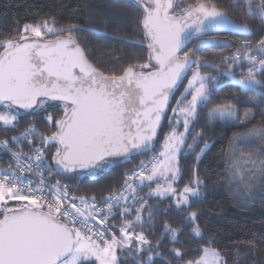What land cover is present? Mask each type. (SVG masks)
Wrapping results in <instances>:
<instances>
[{
  "label": "snow or ice",
  "instance_id": "6c2138e0",
  "mask_svg": "<svg viewBox=\"0 0 264 264\" xmlns=\"http://www.w3.org/2000/svg\"><path fill=\"white\" fill-rule=\"evenodd\" d=\"M182 2L131 0L143 13L140 23L150 40L147 45L149 63H129L119 75L106 74L88 59L74 34L84 29L76 24L57 27L55 18L45 19L25 24L16 36L0 39V106L6 109L0 112V122L15 126L19 115L18 112L12 114L15 108L33 111L52 108L53 113L45 120L55 128L51 135H43L29 126L20 136L11 137L18 148L26 141L33 154L24 153L22 149L13 152L16 167L9 165L0 169V264H94L92 258L98 264H119L118 249L130 250L134 257L140 253L136 264H155L153 257L159 253L153 249L159 247L160 241L154 245L143 230H135L136 225L142 228L145 223L151 225L154 219L147 201L138 197L137 192L143 190L146 182L163 179L166 186L157 183L149 195L171 196L178 209L190 208L189 198L199 197L202 181L198 177L181 190L173 185L181 171L178 155L186 143L189 126L197 116V108L210 102L208 81L218 80L217 76L199 71L201 66L215 65L190 55L183 48L197 34L207 35L209 29L224 25L242 34H252L247 21L237 23L214 0H197L186 7H181ZM243 4L244 13L259 16L264 21V0H243ZM49 36L55 39H46ZM214 43V40L201 41L197 47ZM229 59L232 64L223 74L232 75L234 67L241 66L240 61H247L249 67L240 73L236 83L243 91L264 96L261 91L264 80L258 78L264 76V36L254 45L250 40L243 41L231 57L224 58L225 62ZM194 64L196 70L177 100V106L172 108L174 117L168 118L170 125H179L181 121L175 116L183 117L184 131L178 132L173 126L165 136L160 155L151 157L148 162L142 161L137 171L126 172L120 190L101 197L98 202L94 195L69 196L68 185L60 181L48 183L43 173V169L49 167L44 162L45 151L53 145L56 151L52 159L57 169L65 173L78 169L96 173L112 163L114 157L128 159L132 153L151 150L169 99ZM189 94L191 99L185 104ZM61 106L63 116L56 119L54 112ZM208 116L210 120L225 123L235 121L240 126L250 123L247 118L236 119V109L231 103L216 105ZM34 135L41 136L42 147H35V142L28 139ZM202 136L203 132L197 133L188 148H194L196 139ZM250 136L264 139V127L247 129L234 136V140ZM8 144L7 139L0 140V146L11 152ZM227 170L246 194L257 174L264 178V157L254 159L252 154L238 153L233 148ZM25 173L37 175L39 183ZM147 186L151 188L150 183ZM11 202L21 203L9 206ZM130 204L139 205L134 218L123 219L119 226H110L111 218L116 215L113 209L120 206L118 214L126 217L133 212ZM145 209H148L147 220L142 215ZM197 217L196 211H190L184 220L192 224L196 236H202ZM97 220L104 226L102 230H95ZM112 227H118L119 236L111 231ZM163 229L164 234H170L171 242H180V229L167 222ZM211 243L210 240L209 246L203 248L204 256L187 264H226L219 252L210 247ZM133 244L137 246L132 248ZM172 252L177 258L183 255L179 248ZM209 254L211 261L207 258Z\"/></svg>",
  "mask_w": 264,
  "mask_h": 264
},
{
  "label": "trees",
  "instance_id": "16d2710c",
  "mask_svg": "<svg viewBox=\"0 0 264 264\" xmlns=\"http://www.w3.org/2000/svg\"><path fill=\"white\" fill-rule=\"evenodd\" d=\"M196 2L197 0H183L181 7ZM214 2L237 22L247 21L252 34L247 37L233 33L220 34L219 37L226 39L224 45L198 48L199 39L214 35L201 36L188 42L183 50L215 65L216 67L201 66L199 71L202 74L217 76L218 80L208 81L210 102L198 106L197 116L189 126L190 132L186 134V143L178 155V166L181 171L174 187L181 190L194 177H198L202 181L199 186V197L189 198L190 208L178 209L171 196L149 195L154 188L153 183L148 182L151 188L146 183L143 190L137 192V196L147 201L154 214L151 225L145 223L142 228L136 225L135 230L137 232L143 230L154 245L160 241L159 247L153 249L159 253L153 257L155 264H165L166 261L169 264H187L188 261H195L201 256L203 248L209 246L210 240L212 241L210 247L218 250L226 264H264V179L260 180L254 192L251 191L243 199L236 191L238 181L232 180L231 172L227 170L234 136L252 126L264 127V96L243 91L236 83L240 79V73L247 71L249 67L247 61H240L241 66L234 67L232 75L223 74L227 71L228 65L232 64L231 59L225 62L224 58L231 57L241 47V40L249 39L254 45L264 36V21L259 16L244 13L243 0H239V3L237 0H214ZM142 14L141 10L133 6L131 0H0V39L16 36L23 30L25 24H36L45 19L55 18L57 27L76 24L84 29L74 34L88 59L106 74L115 72L119 75L122 68L129 63H149L148 40L140 23ZM54 38L46 37V39ZM195 70L194 64L174 92L151 150L133 153L128 159L113 158L112 165L95 175L82 171L58 172L52 159L56 151V146L53 145L47 147L45 151L44 162L49 165L44 169L45 175L51 182L60 181L61 184L68 185L69 194L94 195L96 198L110 194L123 184L126 172L132 171L150 151L160 149L161 140L173 126L178 132L184 131L181 117L175 116V119L181 121L179 125L174 123L170 125L168 118L174 117L172 108L177 106L184 85ZM258 78L264 80V76ZM190 97V94L187 95L185 102ZM224 103H231L235 107L237 120L247 118L250 123L246 126H240L236 122L229 125H210L209 110ZM5 110L0 106V112ZM17 112L19 115L15 126H5L0 122V140L7 139L8 147L12 152L22 149L24 153L31 155L32 148L26 141H22L18 148L11 137L20 136L29 126H34L43 135H51L55 128L46 122L45 117L53 113V109L33 111L15 108L12 114ZM61 116H63L62 106L54 112L56 119ZM199 132H203V136L196 139L194 148H188L189 144H193V137ZM33 141L35 147L38 146L36 141ZM205 144H207L206 148ZM260 145L258 155L246 148L242 152L252 154L254 159L264 157V142H260ZM162 149L163 147L160 151ZM201 149L204 151L201 152ZM9 165L14 167L13 158L0 146V167H9ZM49 173H51L50 177ZM129 206L133 208V212L126 217L118 214L120 206L113 209L116 215L111 218L110 226H119L123 219L134 218L135 208L139 205ZM190 211L198 213L197 223L201 228L202 236H196L192 232V224L184 220ZM142 215L147 220L148 209H145ZM165 222L173 228L180 229L179 243L171 242L170 234H164ZM111 231L120 234L118 227H112ZM136 246L133 244L131 247ZM174 248L181 250L183 253L181 258L173 254ZM117 254L119 264H136V260L141 256L140 253H136L134 257L132 251L122 249H118ZM144 255L146 256V253Z\"/></svg>",
  "mask_w": 264,
  "mask_h": 264
},
{
  "label": "rangeland",
  "instance_id": "374dc122",
  "mask_svg": "<svg viewBox=\"0 0 264 264\" xmlns=\"http://www.w3.org/2000/svg\"><path fill=\"white\" fill-rule=\"evenodd\" d=\"M253 54H255V53H253ZM191 77H192V75H190L189 79H191ZM189 79H188V80H189ZM188 80L186 81V83H185V85H184L183 92L185 91V88H186L187 85H188ZM183 92H182V93H183ZM190 99H191V97H190L188 100H190ZM188 100H187V101H188ZM187 101H186V102L184 101V103L186 104ZM172 115H173V114H172ZM182 119H183V117H181V120H182ZM233 122H235V121H233ZM233 122H231V123H225V122L220 121L219 119H217V120H210V118H209V124L212 125V126H214V125H229V124H232ZM253 127H258V126H252V127H249L248 129H251V128H253ZM246 130H247V129H246ZM246 130H244L242 133H244ZM165 136H166V134H165ZM235 140H236V139H235ZM235 140L233 139V141H232V142H233V148H236V149L238 150V153H244V152H242V151H244L245 148H246V149H250L251 152L254 153V154H256V155H258V154L260 153V146H261V145H260V142H262V143L264 142V139H261V138L258 137V136L243 137V138H241V139H237L236 141H235ZM164 141H165V137L161 140L160 146L162 145V143L164 144ZM234 141H235V142H234ZM259 141H260V142H259ZM231 146H232V143H231ZM230 149H231V147H230ZM163 150H164V149H162V151H163ZM231 150H232V149H231ZM162 151H161V152H162ZM252 156H253V155H252ZM253 157H254V156H253ZM113 162H114V161H113V158H112V163L106 165L104 169H106L107 167H109L110 165H112ZM104 169H103V170H104ZM99 172H101V171H99ZM99 172H96V173H92V172H90V173L96 175V174L99 173ZM245 179L247 180L248 177L245 176ZM263 179H264V178L260 177L259 174H257V176L252 180V187H251L250 191H249L248 193H246V194L242 193V191L240 190L242 186H238V183H239V182H236V181H238V180L234 179L235 182L237 183V184H236V186H237L236 191H237L239 197H241V198L244 199V197L248 196V195L250 194L251 191L254 192V190H255V188L258 186L260 180H263ZM232 180H233V179H232ZM150 183H153V184H154V188H153V189L156 188L157 183L166 186V185H165V181H164L163 179L157 180V181H155V182H150ZM173 186H174V185H173ZM18 204H19V203H17V204H15V203L12 204V203H10L9 206H17ZM119 235H120V234H119ZM119 235H118V236H119ZM106 238L110 239L111 236H110V235H106ZM214 249H215V248H214ZM216 250H217V249H216ZM217 251H218V250H217ZM219 254H220V253H219ZM204 255H205V253L202 251V254H201V256H200L198 259H200V258H201L202 256H204ZM117 256H118V254H117ZM220 256L223 257L221 254H220ZM207 258H208L209 261H211V259H212V257H211L210 254H209V256H208ZM198 259H196V260H198ZM196 260H195V261H196ZM92 261L94 262V264H98V262H95L94 258H92Z\"/></svg>",
  "mask_w": 264,
  "mask_h": 264
},
{
  "label": "water",
  "instance_id": "95a60500",
  "mask_svg": "<svg viewBox=\"0 0 264 264\" xmlns=\"http://www.w3.org/2000/svg\"><path fill=\"white\" fill-rule=\"evenodd\" d=\"M230 16V15H229ZM231 17V16H230ZM232 18V17H231ZM233 19V18H232ZM234 21H236L235 19H233ZM237 22V21H236ZM237 23H240V22H237ZM224 33H233V34H237V35H240V36H250V35H248V34H242V33H240V32H238L237 30H235V29H233L231 26H229V25H224V26H222V27H218V28H211V29H209L208 30V34L207 35H218V34H224ZM207 35H203V34H197V37H203V36H207ZM196 37V38H197ZM55 39V38H54ZM147 40H148V43H150V40L147 38ZM212 40H214V41H216V43H214V44H212V45H224L225 43H226V39L225 38H222V37H213V36H211V37H203V38H201V39H199L198 40V42H197V46L201 43V41H212ZM188 43H186V45H187ZM186 45H185V47H186ZM211 46V45H210ZM185 47L183 48V50L185 49ZM152 63H153V65L155 64V61H151ZM194 65H192V67H193ZM150 70H153V69H149V70H145V71H150ZM189 72V71H188ZM188 72L186 73V75L188 74ZM185 75V76H186ZM185 78V77H184ZM183 78V79H184ZM182 82V81H181ZM181 82H179V84L181 83ZM173 96V95H172ZM172 96L170 97V99H169V104H170V101H171V99H172ZM168 108H169V106L167 107V109H166V111H165V114H166V112H167V110H168ZM18 109H21V108H18ZM21 110H31V109H21ZM164 117H165V115L162 117V120H161V123H162V121H163V119H164ZM161 126V125H160ZM159 130H160V127L157 129V135H158V132H159ZM157 137V136H156ZM156 137L154 138V141H153V144H154V142H155V140H156ZM153 144H152V146H153ZM151 146V147H152ZM133 154V153H132ZM131 155V154H130ZM122 157V156H121ZM114 158H120V157H114ZM54 167H55V169L58 171V172H61V173H65V172H62V171H59L58 169H57V167H56V165H55V161H54ZM77 171H82V172H91L90 170H88V169H78ZM67 173H70V172H67Z\"/></svg>",
  "mask_w": 264,
  "mask_h": 264
},
{
  "label": "built area",
  "instance_id": "2783aa9c",
  "mask_svg": "<svg viewBox=\"0 0 264 264\" xmlns=\"http://www.w3.org/2000/svg\"><path fill=\"white\" fill-rule=\"evenodd\" d=\"M245 40H249V39H243V40H241V43L243 42V41H245ZM251 41V40H250ZM35 130H36V132L37 133H41L38 129H36L35 128ZM23 132H25V131H23ZM23 132H21V133H23ZM28 139H30V140H35L36 141V143H37V145L38 146H36V147H42L41 146V144L39 143V141H40V139H41V136L40 135H34V136H29L28 137ZM161 147H163V143H162V145L160 146V149H157L156 151H150L149 152V154H148V156L145 158V159H143L142 161H145V162H148L149 161V159L151 158V157H154V156H159L160 155V153H161ZM8 151V150H7ZM9 152V154L11 155V157L13 158V156H12V151L10 152V151H8ZM33 154V152L31 151V155ZM22 159H25L24 157H22ZM13 161H14V167L13 168H15L16 167V163H15V160L13 159ZM141 161V162H142ZM141 162L132 170V171H130L129 173H132V172H134V171H137L139 168H140V166H141ZM149 167H150V164L148 165ZM6 168H8V166H1L0 167V169H6ZM45 169V168H44ZM44 169H43V173H44ZM24 175H27L28 177H29V179H31V180H33V181H35V183H39V177L37 176V175H30V174H28V173H25ZM44 176L45 177H47L46 175H45V173H44ZM56 182V181H55ZM55 182H51L50 181V179L48 178V183H55ZM123 184H124V182H123ZM123 184L120 186V187H118V188H116V189H114V190H120L121 188H122V186H123ZM113 190V191H114ZM48 191V189H47V185L45 186V192H47ZM112 191V192H113ZM111 192V193H112ZM110 193V194H111ZM109 195V194H108ZM69 196H76V197H80V196H86V197H91V196H87V195H76V194H69ZM107 196V195H106ZM100 199L101 198H96V200L99 202L100 201ZM67 203V202H66ZM101 207H103L104 205H100ZM95 223H96V229L95 230H97V231H99V230H102L103 229V226L102 225H100L99 224V221L97 220V221H95Z\"/></svg>",
  "mask_w": 264,
  "mask_h": 264
},
{
  "label": "bare ground",
  "instance_id": "6f19581e",
  "mask_svg": "<svg viewBox=\"0 0 264 264\" xmlns=\"http://www.w3.org/2000/svg\"><path fill=\"white\" fill-rule=\"evenodd\" d=\"M219 35H220V34H218V35H214L213 37H219Z\"/></svg>",
  "mask_w": 264,
  "mask_h": 264
},
{
  "label": "crops",
  "instance_id": "0c3cea01",
  "mask_svg": "<svg viewBox=\"0 0 264 264\" xmlns=\"http://www.w3.org/2000/svg\"><path fill=\"white\" fill-rule=\"evenodd\" d=\"M146 183H148V182H146Z\"/></svg>",
  "mask_w": 264,
  "mask_h": 264
},
{
  "label": "clouds",
  "instance_id": "9594fccd",
  "mask_svg": "<svg viewBox=\"0 0 264 264\" xmlns=\"http://www.w3.org/2000/svg\"><path fill=\"white\" fill-rule=\"evenodd\" d=\"M3 147V146H2Z\"/></svg>",
  "mask_w": 264,
  "mask_h": 264
}]
</instances>
